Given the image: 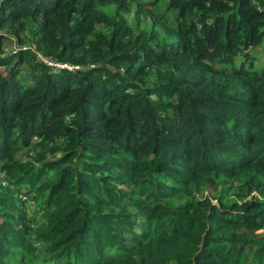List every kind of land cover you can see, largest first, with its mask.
<instances>
[{"label": "trees", "instance_id": "16d2710c", "mask_svg": "<svg viewBox=\"0 0 264 264\" xmlns=\"http://www.w3.org/2000/svg\"><path fill=\"white\" fill-rule=\"evenodd\" d=\"M3 67L0 264H264V0H0Z\"/></svg>", "mask_w": 264, "mask_h": 264}, {"label": "built area", "instance_id": "2783aa9c", "mask_svg": "<svg viewBox=\"0 0 264 264\" xmlns=\"http://www.w3.org/2000/svg\"><path fill=\"white\" fill-rule=\"evenodd\" d=\"M260 8V7H259ZM30 49V46H28L27 44H22V46H18L16 44H14L12 47H10L9 49H7L4 52V55H8V54H14L17 53L20 50H27ZM37 57L40 61H42L43 63L47 64L48 66L56 69H68V70H75V69H79L80 65H73L70 63H65V62H59V61H55L52 59L47 58L46 56H44L43 54H41L40 52H37Z\"/></svg>", "mask_w": 264, "mask_h": 264}, {"label": "rangeland", "instance_id": "374dc122", "mask_svg": "<svg viewBox=\"0 0 264 264\" xmlns=\"http://www.w3.org/2000/svg\"><path fill=\"white\" fill-rule=\"evenodd\" d=\"M14 44H15L14 41L10 39V36H8V37H6V39H5V42H4V46H3V48H4V50H5V49H9V48L12 47ZM261 56L263 57V54H261ZM0 70L3 71L4 73H7V70L4 69V67H3V68H0ZM34 207H35V204H32V203L29 202V208H30V209H33Z\"/></svg>", "mask_w": 264, "mask_h": 264}]
</instances>
